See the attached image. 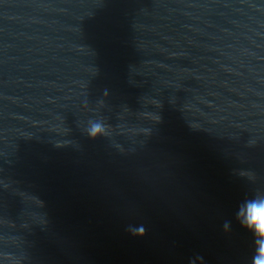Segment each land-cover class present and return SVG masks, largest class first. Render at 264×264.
I'll use <instances>...</instances> for the list:
<instances>
[{"label":"water","instance_id":"95a60500","mask_svg":"<svg viewBox=\"0 0 264 264\" xmlns=\"http://www.w3.org/2000/svg\"><path fill=\"white\" fill-rule=\"evenodd\" d=\"M253 200L264 0H0V264H255Z\"/></svg>","mask_w":264,"mask_h":264},{"label":"clouds","instance_id":"9594fccd","mask_svg":"<svg viewBox=\"0 0 264 264\" xmlns=\"http://www.w3.org/2000/svg\"><path fill=\"white\" fill-rule=\"evenodd\" d=\"M103 129L99 124L93 125L91 134L93 136L102 132ZM244 216L242 221L248 228H252L261 237L264 238V225L261 224V217H264V200H253L246 205V208L241 213ZM139 234H143V229L139 230ZM261 259H257L255 264H264V242L260 245Z\"/></svg>","mask_w":264,"mask_h":264},{"label":"snow or ice","instance_id":"6c2138e0","mask_svg":"<svg viewBox=\"0 0 264 264\" xmlns=\"http://www.w3.org/2000/svg\"><path fill=\"white\" fill-rule=\"evenodd\" d=\"M260 222H261L262 225H264V217H261Z\"/></svg>","mask_w":264,"mask_h":264}]
</instances>
